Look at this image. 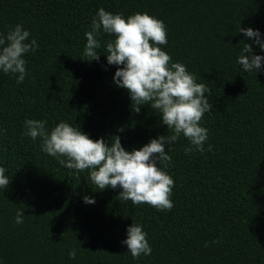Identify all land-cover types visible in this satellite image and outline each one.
Listing matches in <instances>:
<instances>
[{
  "label": "trees",
  "instance_id": "1",
  "mask_svg": "<svg viewBox=\"0 0 264 264\" xmlns=\"http://www.w3.org/2000/svg\"><path fill=\"white\" fill-rule=\"evenodd\" d=\"M101 7L162 20V49L210 89L212 111L200 122L205 150L186 155L183 135L166 145L169 211L123 201L119 188L98 190L88 171L60 165L25 135L26 119L49 130L63 120L93 140L118 135L130 151L171 134L150 105L135 113L113 82L118 66L103 54L112 36L101 31L99 61L85 60L84 33ZM238 23L264 40V0H0V32L21 24L38 45L23 57L22 83L0 71V166L10 178L0 189V264H264V61L257 73L237 61L244 43L264 50ZM133 223L152 249L138 259L121 243Z\"/></svg>",
  "mask_w": 264,
  "mask_h": 264
},
{
  "label": "clouds",
  "instance_id": "2",
  "mask_svg": "<svg viewBox=\"0 0 264 264\" xmlns=\"http://www.w3.org/2000/svg\"><path fill=\"white\" fill-rule=\"evenodd\" d=\"M90 27L84 33L85 60L99 61L101 53L97 49L101 48V41L97 37L101 31L112 36L104 42L103 54L109 65L118 66L113 82L127 90L135 113L140 112L139 106L150 105L171 134L159 135L130 151L121 145L118 135L111 136V143L103 137L93 140L77 125L63 120L49 130L44 120L26 119L25 135L32 140L39 138L41 150L57 158L60 165L77 173L88 171L98 190L119 188L118 197L123 201L169 211L174 206L170 199L174 180L165 170L172 159L166 145L174 144L183 135L190 142L184 148L186 155L205 150L208 133L200 122L205 113L212 111L205 95L210 94V89L205 83H198L184 64L173 62L162 49L167 44L166 26L147 12H136L125 18L121 13L114 14L101 7L92 17ZM237 32L244 33L264 50V40L258 30L240 27L238 23ZM30 35L21 24L7 33L0 32V71L14 74L17 83H22L27 75L24 55L38 48L35 39L29 42ZM237 61L245 72L257 73L264 56L254 54L252 46L244 43ZM211 150L209 145L208 151ZM5 173L6 169L0 166V189H7L10 183ZM83 201L95 203L89 196H84ZM23 217V209H18L15 223H23ZM126 231L127 237L121 243L127 245L133 259L151 254L147 233L141 225L133 223ZM69 257L75 259V249L69 252Z\"/></svg>",
  "mask_w": 264,
  "mask_h": 264
}]
</instances>
